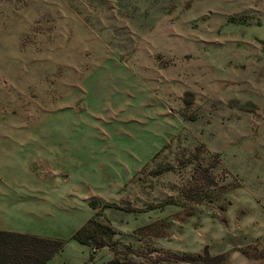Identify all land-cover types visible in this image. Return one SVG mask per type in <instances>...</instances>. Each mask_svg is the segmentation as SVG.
Listing matches in <instances>:
<instances>
[{
    "label": "rangeland",
    "instance_id": "374dc122",
    "mask_svg": "<svg viewBox=\"0 0 264 264\" xmlns=\"http://www.w3.org/2000/svg\"><path fill=\"white\" fill-rule=\"evenodd\" d=\"M0 180L74 181L110 261L264 264V0H0Z\"/></svg>",
    "mask_w": 264,
    "mask_h": 264
},
{
    "label": "crops",
    "instance_id": "0c3cea01",
    "mask_svg": "<svg viewBox=\"0 0 264 264\" xmlns=\"http://www.w3.org/2000/svg\"><path fill=\"white\" fill-rule=\"evenodd\" d=\"M89 200L88 194L81 188L76 189L72 180H0V231L64 241V247L45 264H106L116 258L111 247L94 249L71 238L102 206L96 202L95 208H91ZM104 213L116 236L138 227L129 226L128 221L122 223L118 209ZM154 221L148 219L147 224ZM182 233L177 246L162 244L161 247L185 253H197L202 249L204 234L201 228L183 227Z\"/></svg>",
    "mask_w": 264,
    "mask_h": 264
},
{
    "label": "trees",
    "instance_id": "16d2710c",
    "mask_svg": "<svg viewBox=\"0 0 264 264\" xmlns=\"http://www.w3.org/2000/svg\"><path fill=\"white\" fill-rule=\"evenodd\" d=\"M91 222L75 231L71 238L80 244H88ZM65 242L59 239L42 238L15 232L0 231V264H45L55 253L61 250ZM190 261H196L200 255H186ZM108 264H123L113 260Z\"/></svg>",
    "mask_w": 264,
    "mask_h": 264
}]
</instances>
